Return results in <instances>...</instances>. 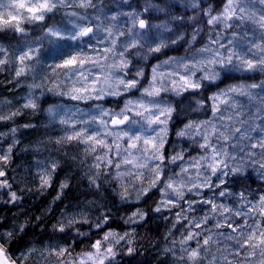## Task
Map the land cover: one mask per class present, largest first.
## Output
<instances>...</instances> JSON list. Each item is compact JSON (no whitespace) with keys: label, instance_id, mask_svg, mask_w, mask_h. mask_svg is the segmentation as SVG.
<instances>
[{"label":"rangeland","instance_id":"1","mask_svg":"<svg viewBox=\"0 0 264 264\" xmlns=\"http://www.w3.org/2000/svg\"><path fill=\"white\" fill-rule=\"evenodd\" d=\"M103 1L0 0V37L15 33L0 39V80L8 85L0 90V163L23 154L51 185L59 161L49 157L46 142L23 139L40 123L84 146L89 181L103 184L114 203L140 204L156 191L153 212L175 209L168 218L186 222L180 244L193 245L185 257L166 251L178 264H264V186L233 181L252 174L264 184V0H228L220 13L203 0ZM195 11L201 15L187 17ZM162 14L171 21L157 22ZM49 15L54 24L36 31ZM248 21L255 27L243 28ZM226 74L259 77L211 93ZM27 113L39 122H28ZM175 114L178 138L187 144L173 141L166 153ZM66 189L64 182L54 205ZM95 211L105 212L83 202L61 205L57 214L72 228L89 224ZM146 217L138 207L126 223ZM205 224L208 233L198 242ZM101 228L102 240L81 258L50 239L13 259L115 264L114 247L131 233ZM2 235L12 238L13 231Z\"/></svg>","mask_w":264,"mask_h":264},{"label":"trees","instance_id":"2","mask_svg":"<svg viewBox=\"0 0 264 264\" xmlns=\"http://www.w3.org/2000/svg\"><path fill=\"white\" fill-rule=\"evenodd\" d=\"M129 1L136 2L138 0ZM219 1L221 0H213L215 5L219 4ZM222 1L224 5L227 2V0ZM157 2L159 4L164 3V0H157ZM190 14L201 15V11L186 12L187 17ZM52 18L49 15L46 22L35 27L36 31L41 32L54 24L55 21H51ZM9 33H3L1 37L5 38L9 36ZM10 34L15 35V33ZM12 38L13 35L10 39ZM1 41L4 42V40ZM171 53L183 55L189 52L183 50L180 53L178 49H174ZM258 77L259 74L254 76L226 74L225 82L223 80L221 83L209 87L215 89L211 91L212 93L240 80H256ZM7 87L8 85L2 84L0 80V90L4 91ZM197 95L200 94H192V96ZM204 99L207 100L208 96L205 95ZM174 101L177 102V99ZM178 116L175 114L170 124L171 135L166 146V153L169 152L173 141L187 144L186 141L178 138L182 126L181 124L177 126L175 123V120L180 122ZM25 118L28 119V122H39V117L31 113H27ZM34 126L33 129L23 134V139L32 143L41 141L44 144L46 142L45 151L50 158L59 161V167L55 173L54 181L51 185H47L33 171V167H29L28 161L23 158V154L14 153L10 163L6 165L3 162L0 163V186L6 191V195L0 196V247L13 264H17L13 259L15 254L21 253L33 244L43 243L50 239L61 241L69 247L71 254L81 258L85 253L93 251L95 242L102 240L103 228L101 227L121 231L120 221L122 222L125 216L132 214L138 207L145 210L153 207L152 203L156 191L146 196L140 204H128L129 212L126 213L125 210L118 212V208L113 206L114 198L108 194L109 190L103 187L101 183L99 186L89 181L86 170H84L85 161L81 162L84 146L80 143L70 142L57 133L47 131L40 123L34 124ZM2 127L3 122L0 121V129ZM5 143L8 144V142ZM233 181L236 183L245 181V185L251 188L257 185L264 186L262 183H257L252 174L243 178L237 176ZM64 182H67V189L61 203L55 204V207L54 200ZM12 198L14 201L10 200ZM83 202H93L97 208L102 206L105 212L97 213L95 211L89 224L79 223L68 228L58 218V208L61 205ZM173 210L175 211V209ZM173 210L156 214L153 213V210L148 211L144 222L134 226L133 233L130 234L129 238L124 243L114 247L116 252L115 264H178L170 253H166L170 249L176 250L175 256L177 257L187 256L193 245L180 244V241L186 236V222L173 225L175 223L173 222L174 215L173 219L168 218L169 214H173ZM260 213L264 216V207L260 208ZM262 221L264 225V220ZM208 229V225L205 224L198 242L204 239ZM5 230L13 231L12 238L7 239L3 235L1 236L2 231Z\"/></svg>","mask_w":264,"mask_h":264},{"label":"bare ground","instance_id":"3","mask_svg":"<svg viewBox=\"0 0 264 264\" xmlns=\"http://www.w3.org/2000/svg\"><path fill=\"white\" fill-rule=\"evenodd\" d=\"M119 0H104L103 2L105 3V4H111V5H114L113 3H115V2H118ZM129 1V0H128ZM203 2H205V3H207V4H209V5H212V2H213V0H203ZM227 2H228V0H227ZM226 2V3H227ZM118 3H120V2H118ZM219 4H217V5H215L214 4V2H213V5H214V7H215V11H218V13H220L222 10H223V8H224V3H223V1L221 0V1H219L218 2ZM225 3V4H226ZM174 8L176 9V7L174 6ZM176 14V13H175ZM165 16L166 15H160V16H157L155 19H156V21L157 22H159V20H162V21H164V20H167V22H170L171 21V18L170 17H168V18H165ZM140 24H141V22H140ZM255 25H256V23L254 22V21H248L247 23H245L242 27L243 28H252V27H255ZM143 26H144V24H143ZM92 29V28H91ZM188 29V28H187ZM89 30V29H88ZM190 52H192L193 50H189ZM189 52V53H190ZM130 56V55H129ZM138 64H140L141 66H144L145 64L142 62V61H139V62H137ZM134 78V77H133ZM148 79H149V76H148V74H147V76H145L144 78H142L141 79V81H143V82H147L148 81ZM174 101V100H173ZM164 102H166V101H164ZM127 205L128 204H118V203H114V208H118V212H121L120 210H125V212L127 213V212H129V207H127ZM153 208L154 207H150V209L148 208V209H144V211L146 212V213H148V211H152L153 210ZM111 210V209H110ZM109 210V211H110ZM166 212V211H165ZM153 213H161V212H153ZM130 215H132V214H129V215H127V216H125L123 219H122V222L120 221V226H121V230H124V231H127L128 232V234L129 233H133V230H134V226L135 225H138V224H141V223H138V224H134V225H129V224H127L126 223V218L127 217H129ZM175 223H173V225H174Z\"/></svg>","mask_w":264,"mask_h":264},{"label":"water","instance_id":"4","mask_svg":"<svg viewBox=\"0 0 264 264\" xmlns=\"http://www.w3.org/2000/svg\"><path fill=\"white\" fill-rule=\"evenodd\" d=\"M140 28H144L143 23H141ZM92 29L87 30L84 35L91 34ZM0 264H13L9 258L6 256L5 251L0 247Z\"/></svg>","mask_w":264,"mask_h":264}]
</instances>
